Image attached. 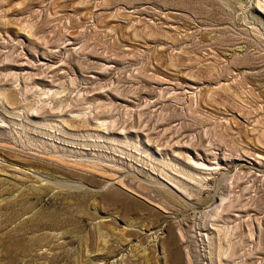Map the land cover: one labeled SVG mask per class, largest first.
<instances>
[{"label":"rangeland","instance_id":"374dc122","mask_svg":"<svg viewBox=\"0 0 264 264\" xmlns=\"http://www.w3.org/2000/svg\"><path fill=\"white\" fill-rule=\"evenodd\" d=\"M0 264H264V0H0Z\"/></svg>","mask_w":264,"mask_h":264}]
</instances>
